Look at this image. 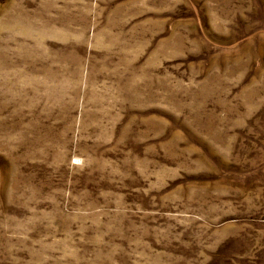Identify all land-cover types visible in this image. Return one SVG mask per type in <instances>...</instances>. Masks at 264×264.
Returning a JSON list of instances; mask_svg holds the SVG:
<instances>
[{"label": "rangeland", "instance_id": "1", "mask_svg": "<svg viewBox=\"0 0 264 264\" xmlns=\"http://www.w3.org/2000/svg\"><path fill=\"white\" fill-rule=\"evenodd\" d=\"M0 264H264V0H0Z\"/></svg>", "mask_w": 264, "mask_h": 264}, {"label": "bare ground", "instance_id": "2", "mask_svg": "<svg viewBox=\"0 0 264 264\" xmlns=\"http://www.w3.org/2000/svg\"><path fill=\"white\" fill-rule=\"evenodd\" d=\"M132 82V81H131ZM135 102V101H134Z\"/></svg>", "mask_w": 264, "mask_h": 264}]
</instances>
